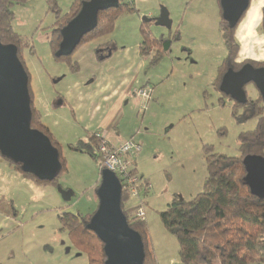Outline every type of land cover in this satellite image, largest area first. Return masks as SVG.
<instances>
[{
	"label": "rangeland",
	"instance_id": "374dc122",
	"mask_svg": "<svg viewBox=\"0 0 264 264\" xmlns=\"http://www.w3.org/2000/svg\"><path fill=\"white\" fill-rule=\"evenodd\" d=\"M56 1L62 15L58 20L50 9V0H27L24 6H15L13 29L25 40L20 58L29 75L33 107L58 143L65 168L57 185H42V192L35 199L29 196L16 205L12 202L16 215L11 218L16 221L0 236V264H89L87 253L62 233L60 217L74 214L87 218L98 209L100 163L75 150H90V135L98 128L101 133L106 131L108 140L114 144L133 140L141 146L139 154L126 156L130 166L136 167L137 174L151 185L141 199L146 202L155 257L158 264H182L178 240L165 229L159 214L176 197L189 201L203 191L208 177L207 149L240 157V134L253 131L258 125L257 119L239 123L234 116L235 101L219 88L228 55L221 28L220 0H124L135 12L122 14L113 32L103 39L115 50L112 56L103 62L96 61L87 51L90 46L84 45L86 48L82 46L70 56L75 62L80 51H85L78 73L70 70L68 60H55L50 40L53 31L60 29L72 15V5L83 0ZM256 2L251 0L238 28L248 13L255 11ZM163 9L168 10L172 20L170 29L143 22L144 17H158ZM260 30L264 35L263 21ZM143 31L154 44L148 45L150 55L141 56L146 63L140 66L142 61L136 62L135 54L144 41ZM237 35L242 36L236 31ZM161 40L171 41V50L155 61L159 52L156 42ZM250 41L242 44L236 40L235 61L243 63L254 58L259 60L254 62L263 63L264 59L256 55L260 46L250 47ZM127 49H131L130 55L126 54ZM97 53L106 57L98 49L95 56ZM101 75L120 78L112 90L123 78L129 79V84L108 101L99 94L94 97L93 104L99 105L100 110L95 112L92 123L90 117L84 119L86 115L74 112L68 103L60 104L59 94L66 89L64 86L73 87L87 78L93 82L95 76ZM143 88L151 91L148 101L134 94ZM89 89L96 94L94 82ZM246 93L251 100L260 99L253 84L247 85ZM260 104L264 107V101ZM59 188L70 194L69 201ZM135 201L130 200L127 206L136 207L139 201Z\"/></svg>",
	"mask_w": 264,
	"mask_h": 264
},
{
	"label": "trees",
	"instance_id": "16d2710c",
	"mask_svg": "<svg viewBox=\"0 0 264 264\" xmlns=\"http://www.w3.org/2000/svg\"><path fill=\"white\" fill-rule=\"evenodd\" d=\"M123 1L120 0L121 4L119 8L110 9L99 14L96 29L83 38L76 51L92 41L111 34L114 30L115 22L122 14L135 12L134 7L128 6ZM26 2L27 0H0V38L3 44H13L18 47L19 58L20 48L22 45H25V40L13 29V22L15 20L14 8L19 5L24 6ZM78 2L74 3L71 7L72 15L70 18L66 23L62 24L60 29L53 31L50 40L55 60H68L69 68L74 73L80 71L78 64L71 61V57L57 58L56 54L62 40L61 30L77 16L84 0ZM49 4L51 11L55 13L58 20L62 15L58 9L57 1L50 0ZM221 26L228 49V55L221 70V74H223L227 65H237L235 60L238 44L235 40V32L238 27L231 29L223 19ZM143 37L144 41L140 45V53L142 57H149L148 51H150V48H148V45L154 43L144 31ZM156 44L159 52L155 61H158L171 50L172 43L168 40H161L160 42H156ZM101 49L108 52L111 51L112 53L115 51L109 44L101 46ZM111 56L112 54L104 58H101L99 55L97 57L99 62H103ZM252 64L257 68L264 67V62H254ZM218 82L220 85L221 79ZM261 101H264L261 95L259 100H251L247 96L245 104L235 101L234 116L239 123L252 119L258 120L255 130L243 132L239 136L240 157H229L217 154L212 149H207L208 177L203 191L189 201L179 196L176 197L168 205V208L159 214L165 229L178 240L182 264H264V200H259L252 195L249 187L244 183L246 171L243 166V159L247 155L264 156V107L261 106ZM31 106L33 113L32 128L47 135L53 146L59 150L58 143L52 137L49 129L42 123L41 116L34 109L33 102ZM239 109L243 110L242 114L238 113ZM89 139L91 144L90 150L83 148L75 150L86 153L97 160L100 163L102 171L103 160L98 149L99 141L94 133L90 135ZM92 147H94V150ZM5 160L25 178H29L40 185H57V179L65 168V162L60 155L62 164L60 174L53 182H45L38 180L31 174L24 173L20 166L10 160ZM133 172L135 174L138 173L136 168H134ZM140 177H142L144 182L139 187V199L132 198L128 192L123 191L122 208L129 220L130 226L142 236L146 253L144 264H158L151 245L147 219L142 221L136 217V211L141 206L146 211V202L141 197L142 193H148L147 187L150 185L143 176L140 175ZM130 200L139 202L136 207L127 206ZM0 212L8 217H15L16 215L11 201H0ZM134 212L135 215H133ZM91 217L82 218L79 215L66 214L60 217L62 220L61 231L75 240V244L80 250L87 253L89 264H104L106 257L103 243L86 227Z\"/></svg>",
	"mask_w": 264,
	"mask_h": 264
},
{
	"label": "water",
	"instance_id": "95a60500",
	"mask_svg": "<svg viewBox=\"0 0 264 264\" xmlns=\"http://www.w3.org/2000/svg\"><path fill=\"white\" fill-rule=\"evenodd\" d=\"M120 4V0L84 1L77 16L61 30L57 58L72 56L83 38L96 29L99 14L117 9ZM220 5L223 20L234 29L248 12L251 0H220ZM143 22H154L156 26L168 29L172 27L167 9L156 18L144 17ZM111 54L109 51L106 56ZM249 84L255 85L264 99V67L256 68L248 63L239 71L230 69L222 79L220 91L245 104V87ZM31 103L29 75L18 56V47L5 45L0 38V155L20 166L24 173L40 181L53 182L62 170L60 152L47 135L32 128ZM243 166L246 171L244 183L252 195L264 200V156L247 155ZM62 194L67 201L71 199L65 191ZM122 195L119 178L111 170L103 169L97 189L98 209L86 227L103 243L104 264H144V242L140 233L129 224L122 208Z\"/></svg>",
	"mask_w": 264,
	"mask_h": 264
},
{
	"label": "crops",
	"instance_id": "0c3cea01",
	"mask_svg": "<svg viewBox=\"0 0 264 264\" xmlns=\"http://www.w3.org/2000/svg\"><path fill=\"white\" fill-rule=\"evenodd\" d=\"M261 0H257V5L255 7V11L252 13H248L247 17L244 19V23L241 25L240 28H238L239 34L242 36H247L248 33L251 31L254 33V37L251 39L252 41L248 42L251 44L250 47H259L258 53L256 55H259L260 57H264V35H262V32L260 30L262 21H263V9H264V2ZM151 15V14H150ZM105 37H101L95 41H92L90 44H86V46H90V48L87 50L89 55H94L95 60L98 61V53L95 56V53L97 49L101 45L108 44L107 40H103ZM248 41V40H247ZM84 46V48H86ZM93 49V50H92ZM99 50V49H98ZM127 55H130L131 49L125 50ZM85 52V51H84ZM83 51H80L78 59L75 61L77 62L79 69L81 71V64L83 60L85 59ZM103 52V53H102ZM102 54L106 53L105 51H102ZM253 52V51H252ZM263 52V53H262ZM136 62L142 61L140 66H144L145 60L141 58L140 55V45L138 46V50H136L135 54ZM250 60H258L254 58H249ZM247 59V60H249ZM259 61V60H258ZM256 61V62H258ZM241 63L242 61L239 60ZM146 63V62H145ZM124 73H127V70L124 71ZM120 78L110 75V76H104L101 75V77H94L93 82L96 84V94L93 95L90 85H92L93 82H91L88 78L85 80L76 82L73 87L72 86H64L66 89L64 92H60L59 96L62 100V103H68L72 110L74 112H78L81 116L90 117V123H92L96 116L95 112L98 113L100 110L99 105H94V97L99 94L103 96L104 101H108L111 99L112 96L116 95L119 90H121L122 87H125L129 84V79L123 78L120 81V85L117 86V88H113L115 85V82L117 83ZM117 85V84H116ZM85 86V87H83ZM112 91L110 94H108L109 91ZM122 92L125 90H121ZM88 94L90 96H88ZM90 100V102H89ZM88 102L90 103L89 109ZM94 107L93 110H91ZM48 108V106H47ZM75 113V114H76ZM77 115V114H76ZM90 124L88 123V126ZM101 130L98 128L95 129L93 133ZM107 136V132H104ZM113 145L119 146L123 144L124 142H119V144H114L111 140H109ZM127 162L128 157H127ZM130 164V163H129ZM133 167V166H132ZM136 168V167H133ZM42 192V185L36 184L34 181H32L29 178H25L22 174L17 172L4 158L0 155V201H11L13 203L19 202L22 199L28 198L30 196V199H35V195ZM134 203H137L136 201ZM132 206V205H130ZM134 206V205H133ZM16 221V220H15ZM14 218L5 216L3 214H0V236L4 235V232L10 228L12 225H15Z\"/></svg>",
	"mask_w": 264,
	"mask_h": 264
},
{
	"label": "built area",
	"instance_id": "2783aa9c",
	"mask_svg": "<svg viewBox=\"0 0 264 264\" xmlns=\"http://www.w3.org/2000/svg\"><path fill=\"white\" fill-rule=\"evenodd\" d=\"M150 89L143 88L140 89L137 93L140 96H144L146 101L150 100ZM133 94V96H134ZM95 137L99 141V153L102 155V170L109 169L116 174V176L121 181L123 191L128 192L132 198L139 199L140 189L139 187L143 184V179L140 175L135 174L134 168L130 166L127 162L128 154H139L141 152V146L129 140L124 142L119 146L113 145L107 138L104 132L97 131L94 133ZM151 186L147 187V190H150ZM136 217L142 221L146 220V211L141 206L140 209L136 212Z\"/></svg>",
	"mask_w": 264,
	"mask_h": 264
},
{
	"label": "flooded vegetation",
	"instance_id": "af4514ba",
	"mask_svg": "<svg viewBox=\"0 0 264 264\" xmlns=\"http://www.w3.org/2000/svg\"><path fill=\"white\" fill-rule=\"evenodd\" d=\"M263 14H264V9H263ZM263 19H264V17H263ZM99 50L98 51H100V52H102V51H104V49H101V47L100 48H98ZM105 52H108V51H105ZM107 55V54H106ZM235 63L237 64L236 66H235V64L234 65H227V67H226V70H225V72L223 73V74H221V76H220V79H221V82H222V79H223V77H224V75L230 70V69H232V70H234V71H239L245 64H248V63H250V64H252V63H254V61H247V62H243V63H238V62H236L235 61ZM256 63V62H255ZM238 65H241V66H239L238 67ZM253 65V64H252ZM254 66V65H253ZM257 68V67H256ZM260 68V67H259ZM221 82H220V85H221ZM220 85H219V88H220ZM246 87H247V85H246ZM246 87H245V90H246ZM225 95V94H224ZM229 97V96H228Z\"/></svg>",
	"mask_w": 264,
	"mask_h": 264
},
{
	"label": "clouds",
	"instance_id": "9594fccd",
	"mask_svg": "<svg viewBox=\"0 0 264 264\" xmlns=\"http://www.w3.org/2000/svg\"><path fill=\"white\" fill-rule=\"evenodd\" d=\"M253 37H254V33L250 31L247 36L237 35L235 38L238 42L243 44L245 41L252 39ZM261 58L264 59V57Z\"/></svg>",
	"mask_w": 264,
	"mask_h": 264
}]
</instances>
